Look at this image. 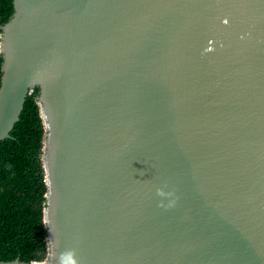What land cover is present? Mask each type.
<instances>
[{
  "label": "water",
  "instance_id": "95a60500",
  "mask_svg": "<svg viewBox=\"0 0 264 264\" xmlns=\"http://www.w3.org/2000/svg\"><path fill=\"white\" fill-rule=\"evenodd\" d=\"M12 5L0 140L38 87L47 253L0 264H264V0Z\"/></svg>",
  "mask_w": 264,
  "mask_h": 264
},
{
  "label": "trees",
  "instance_id": "16d2710c",
  "mask_svg": "<svg viewBox=\"0 0 264 264\" xmlns=\"http://www.w3.org/2000/svg\"><path fill=\"white\" fill-rule=\"evenodd\" d=\"M12 11V0H0V27ZM37 98L38 87H34L11 137L0 140V260L18 257L41 261L47 253L42 220L46 193L41 161L44 128Z\"/></svg>",
  "mask_w": 264,
  "mask_h": 264
},
{
  "label": "bare ground",
  "instance_id": "6f19581e",
  "mask_svg": "<svg viewBox=\"0 0 264 264\" xmlns=\"http://www.w3.org/2000/svg\"><path fill=\"white\" fill-rule=\"evenodd\" d=\"M46 123V122H45Z\"/></svg>",
  "mask_w": 264,
  "mask_h": 264
}]
</instances>
